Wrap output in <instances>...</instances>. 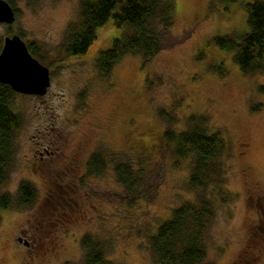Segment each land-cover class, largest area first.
Returning a JSON list of instances; mask_svg holds the SVG:
<instances>
[{
	"label": "rangeland",
	"instance_id": "obj_1",
	"mask_svg": "<svg viewBox=\"0 0 264 264\" xmlns=\"http://www.w3.org/2000/svg\"><path fill=\"white\" fill-rule=\"evenodd\" d=\"M252 1L175 0L161 51L149 61L125 54L108 77L96 58L125 32L112 17L87 54L74 57L62 44L78 20L79 0L14 1L18 15L0 23V38L21 34L33 43L51 84L44 94L14 100L23 122L0 186V196L12 198L0 209V264H83L86 234L105 241L116 264H162L150 236L176 207L200 196L188 183L190 159L176 158L163 133L186 129L192 114L228 141L230 195L222 201L213 186L206 191L215 215L202 264H264V72L244 74L234 51L214 39L248 31ZM97 151L105 160L101 173L89 168ZM121 161L141 175L134 195L117 179ZM23 180L36 189L31 205L16 201Z\"/></svg>",
	"mask_w": 264,
	"mask_h": 264
},
{
	"label": "trees",
	"instance_id": "obj_2",
	"mask_svg": "<svg viewBox=\"0 0 264 264\" xmlns=\"http://www.w3.org/2000/svg\"><path fill=\"white\" fill-rule=\"evenodd\" d=\"M8 1L14 7L15 0ZM246 9L249 25L246 33L238 39L232 35H218L214 39L219 47L234 51V60L244 74L254 75L264 72V0H253L246 4ZM175 13V0H79L78 20L69 24L62 49L68 56H84L97 38V29L112 17L114 25L125 28V32L114 38L111 46L101 50L96 58L100 74L108 77L125 54H139L143 61L158 54L165 43V33L175 21ZM28 45L30 51L39 57L35 45ZM2 46L3 39L0 38V52ZM18 93L10 84L0 81V186L9 178L15 155V137L23 122L21 113L14 106ZM160 115L164 117L166 112L161 110ZM172 121L169 120L170 125ZM163 137L173 145L176 158L190 159L188 183L200 196L172 211L150 236V248L156 261L162 264H202L207 257L208 227L215 215V201L207 197L206 191L213 186V194L217 192L222 201L230 195L224 161L228 141L219 132H209L205 119L195 114L188 117L186 129L168 126ZM104 166L102 153H93L89 160L90 171L101 173ZM115 172L118 181L134 195L141 175H137L126 161L116 163ZM35 195L32 183L23 180L19 185L17 204L31 205ZM213 196L215 198V194ZM11 202L9 194L1 195L0 209L9 207ZM81 245L86 251L83 264H116L106 255L105 241L86 234Z\"/></svg>",
	"mask_w": 264,
	"mask_h": 264
},
{
	"label": "water",
	"instance_id": "obj_3",
	"mask_svg": "<svg viewBox=\"0 0 264 264\" xmlns=\"http://www.w3.org/2000/svg\"><path fill=\"white\" fill-rule=\"evenodd\" d=\"M15 19L13 5L8 0H0V23H12ZM0 81L19 93L44 94L51 84L50 68L30 51L21 35L13 34L3 40Z\"/></svg>",
	"mask_w": 264,
	"mask_h": 264
}]
</instances>
